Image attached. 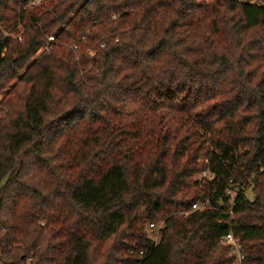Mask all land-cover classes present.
<instances>
[{
  "label": "trees",
  "instance_id": "1",
  "mask_svg": "<svg viewBox=\"0 0 264 264\" xmlns=\"http://www.w3.org/2000/svg\"><path fill=\"white\" fill-rule=\"evenodd\" d=\"M0 94V264H264L263 7L0 0Z\"/></svg>",
  "mask_w": 264,
  "mask_h": 264
},
{
  "label": "built area",
  "instance_id": "2",
  "mask_svg": "<svg viewBox=\"0 0 264 264\" xmlns=\"http://www.w3.org/2000/svg\"><path fill=\"white\" fill-rule=\"evenodd\" d=\"M239 1L264 8V0H239ZM18 37L21 38V36L19 35ZM48 39L52 40L53 36L52 35L49 36ZM47 48H48V43L40 47V50ZM203 162L207 163V159H204ZM214 176H215L214 172L206 166L197 174L196 178L202 181H211L214 178ZM224 195L227 196L226 206L229 209L228 211L230 215L232 216L233 214L232 207L234 205L235 196L237 195V190L236 188L226 187L224 190ZM218 203L220 204L222 202L218 200ZM210 208H215V204L212 202L211 197L207 195L204 198L194 201L191 204V208L189 210L184 211V214H187L189 211H193V210H207ZM161 226H162V222L159 223L149 222L147 224L148 229L152 231H156L157 233ZM221 242H223L227 248L226 257H233L234 258L233 264H242V261L245 258V253L243 252L242 246L239 242V238L235 236L231 231H229L222 237Z\"/></svg>",
  "mask_w": 264,
  "mask_h": 264
},
{
  "label": "rangeland",
  "instance_id": "3",
  "mask_svg": "<svg viewBox=\"0 0 264 264\" xmlns=\"http://www.w3.org/2000/svg\"><path fill=\"white\" fill-rule=\"evenodd\" d=\"M40 49L37 51V54L40 53ZM2 95L0 94V97ZM197 174L195 173L193 175V178H196ZM245 195L247 198L252 199L254 197V192L251 189V187L247 188L245 190ZM144 228L149 232V234L151 235V237H153L154 239H158V233L156 231H152L150 229H148L147 225H144ZM225 255H227V248L225 246V244L223 242H220L219 246L213 251V256L214 257H219V258H224Z\"/></svg>",
  "mask_w": 264,
  "mask_h": 264
}]
</instances>
